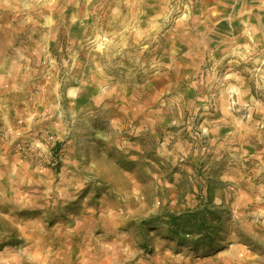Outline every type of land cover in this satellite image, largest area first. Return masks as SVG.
<instances>
[{"label":"rangeland","instance_id":"rangeland-1","mask_svg":"<svg viewBox=\"0 0 264 264\" xmlns=\"http://www.w3.org/2000/svg\"><path fill=\"white\" fill-rule=\"evenodd\" d=\"M0 264H264V0H0Z\"/></svg>","mask_w":264,"mask_h":264}]
</instances>
